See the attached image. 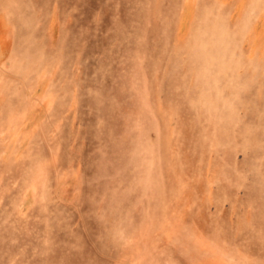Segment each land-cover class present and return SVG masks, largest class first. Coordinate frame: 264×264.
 <instances>
[{
	"label": "rangeland",
	"instance_id": "obj_1",
	"mask_svg": "<svg viewBox=\"0 0 264 264\" xmlns=\"http://www.w3.org/2000/svg\"><path fill=\"white\" fill-rule=\"evenodd\" d=\"M0 264H264V0H0Z\"/></svg>",
	"mask_w": 264,
	"mask_h": 264
}]
</instances>
